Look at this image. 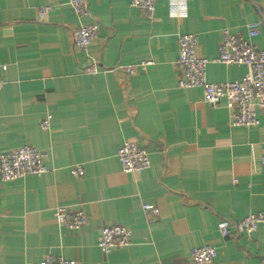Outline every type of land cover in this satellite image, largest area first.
Listing matches in <instances>:
<instances>
[{
	"label": "crops",
	"instance_id": "1",
	"mask_svg": "<svg viewBox=\"0 0 264 264\" xmlns=\"http://www.w3.org/2000/svg\"><path fill=\"white\" fill-rule=\"evenodd\" d=\"M156 0L147 18L128 0H86L78 18L68 0H0V152L30 144L46 151V172L4 182L0 176V264H191L190 250L209 245L213 264H258L264 222L222 236L231 223L264 212V121L231 126L230 110L203 100L201 87L180 88L177 36L196 34L213 59L223 31L244 33L264 18V0ZM49 10L39 18L40 8ZM95 19L91 50L99 71L72 45V32ZM264 48V23L251 40ZM150 64L141 65V62ZM136 66L129 74L120 66ZM246 66L211 62L209 82L240 79ZM51 115L49 127L41 120ZM135 141L150 165L122 172L116 153ZM79 164L84 174L73 176ZM154 205L157 214L142 208ZM82 209L78 230L59 226L56 206ZM130 229V244L102 252L100 228Z\"/></svg>",
	"mask_w": 264,
	"mask_h": 264
},
{
	"label": "built area",
	"instance_id": "2",
	"mask_svg": "<svg viewBox=\"0 0 264 264\" xmlns=\"http://www.w3.org/2000/svg\"><path fill=\"white\" fill-rule=\"evenodd\" d=\"M129 5L138 8L149 19L154 17L156 0H128ZM182 0H171L172 11L180 14ZM72 12L78 17H91L86 0H68ZM49 10L48 6L39 9L38 16L42 18ZM260 21L248 22L244 33H231L225 29L218 44V55L208 59L198 52L196 34H179L177 36L178 57L176 68L179 72L178 86L180 88L201 87L203 100L211 105L223 104L230 110L231 126L252 127L264 121V48H258L251 40L260 33ZM98 22L92 18L88 24H81L72 32L73 47L84 53L87 64L84 71L95 74L99 71L98 61L91 50V45L97 36ZM211 62L244 65L247 71L237 80L222 83H212L207 80L206 68ZM150 61L141 62V65L150 64ZM129 74L136 72V66H120ZM5 80L0 76V90ZM51 115L45 116L40 127L46 130L49 127ZM46 151L30 144L0 152V176L4 182H13L24 176H39L46 172L43 159ZM116 158L122 172L141 171L150 165L149 157L144 148L135 141H125L118 148ZM264 163V157H263ZM73 176L84 174L79 164L70 168ZM142 208L157 214L158 209L151 204H143ZM54 218L59 226L71 230H78L88 222L87 214L82 209H70L65 205L56 206ZM264 222V212L258 211L247 214L243 218L231 223L227 219H220L217 229L222 236L231 233V226L236 232H253L257 225ZM130 229L123 225L107 224L100 228L97 246L102 252H109L114 248L125 247L130 244ZM191 264H213L217 250L213 246H195L190 250ZM40 264H76L73 258L44 257ZM258 264H264V255Z\"/></svg>",
	"mask_w": 264,
	"mask_h": 264
}]
</instances>
